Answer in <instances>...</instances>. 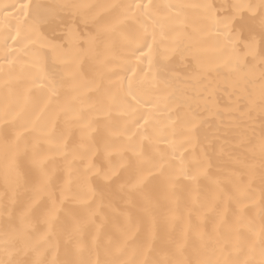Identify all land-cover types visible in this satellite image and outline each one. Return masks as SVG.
I'll return each mask as SVG.
<instances>
[{"label": "snow or ice", "instance_id": "obj_1", "mask_svg": "<svg viewBox=\"0 0 264 264\" xmlns=\"http://www.w3.org/2000/svg\"><path fill=\"white\" fill-rule=\"evenodd\" d=\"M0 264H264V0L0 5Z\"/></svg>", "mask_w": 264, "mask_h": 264}, {"label": "bare ground", "instance_id": "obj_2", "mask_svg": "<svg viewBox=\"0 0 264 264\" xmlns=\"http://www.w3.org/2000/svg\"><path fill=\"white\" fill-rule=\"evenodd\" d=\"M16 0H0V5L6 4V3H15ZM73 2H86V3H106L109 2V0H73ZM111 2H115V0H111ZM161 4H195L203 2V0H158ZM209 2H215L219 3L221 0H209ZM187 16L189 19H192L196 15L195 9H186L185 10ZM77 31H83V26H77L73 25L71 22H69L68 26L62 27L57 32V42L64 45L65 48H70L75 42H76V35L75 33ZM207 56L210 57L211 53H207ZM145 67L147 66V61H145ZM178 68H180L181 74H185L188 72H192L194 69H184L181 68L179 65H177ZM161 148H166L167 146L163 143L160 144Z\"/></svg>", "mask_w": 264, "mask_h": 264}]
</instances>
